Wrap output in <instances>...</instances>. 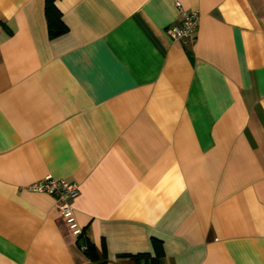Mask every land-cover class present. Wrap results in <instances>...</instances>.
<instances>
[{
    "label": "crops",
    "instance_id": "crops-1",
    "mask_svg": "<svg viewBox=\"0 0 264 264\" xmlns=\"http://www.w3.org/2000/svg\"><path fill=\"white\" fill-rule=\"evenodd\" d=\"M198 12L191 39L165 30ZM0 0V264H264V0ZM45 176L78 185V247Z\"/></svg>",
    "mask_w": 264,
    "mask_h": 264
},
{
    "label": "built area",
    "instance_id": "built-area-1",
    "mask_svg": "<svg viewBox=\"0 0 264 264\" xmlns=\"http://www.w3.org/2000/svg\"><path fill=\"white\" fill-rule=\"evenodd\" d=\"M176 6L180 12L177 25L166 28V35L172 40L191 39L197 29L199 13L183 10L178 2ZM32 192L43 193L52 196L57 204V210L69 230L74 236H79L82 229L78 226L72 206V202L78 196V185L63 179H55L45 176L40 181L28 188Z\"/></svg>",
    "mask_w": 264,
    "mask_h": 264
},
{
    "label": "trees",
    "instance_id": "trees-1",
    "mask_svg": "<svg viewBox=\"0 0 264 264\" xmlns=\"http://www.w3.org/2000/svg\"><path fill=\"white\" fill-rule=\"evenodd\" d=\"M56 0H45V15L48 23V33L50 37H57L66 33L67 28L64 25L61 14L55 6ZM78 247L83 249L84 253L92 260L94 259V246L88 241L82 230L81 234L77 237ZM154 255L138 254L135 256H125L134 261L135 264H160V259L163 257L162 245L160 242L153 240Z\"/></svg>",
    "mask_w": 264,
    "mask_h": 264
}]
</instances>
